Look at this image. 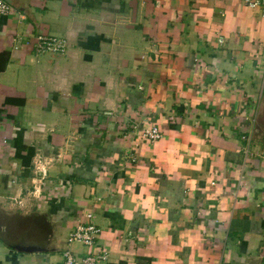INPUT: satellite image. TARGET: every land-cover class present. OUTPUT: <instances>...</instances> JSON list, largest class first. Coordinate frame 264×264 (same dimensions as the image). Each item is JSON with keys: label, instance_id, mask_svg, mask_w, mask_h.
<instances>
[{"label": "crops", "instance_id": "0c3cea01", "mask_svg": "<svg viewBox=\"0 0 264 264\" xmlns=\"http://www.w3.org/2000/svg\"><path fill=\"white\" fill-rule=\"evenodd\" d=\"M6 1L0 264H63L65 248L103 249L99 264H264L262 10ZM40 36L64 53L37 52ZM145 124L162 139L141 140ZM89 214L98 244L67 246Z\"/></svg>", "mask_w": 264, "mask_h": 264}, {"label": "built area", "instance_id": "2783aa9c", "mask_svg": "<svg viewBox=\"0 0 264 264\" xmlns=\"http://www.w3.org/2000/svg\"><path fill=\"white\" fill-rule=\"evenodd\" d=\"M245 4L253 9H261L264 17V0H244ZM10 5L6 0H0V19L6 17L10 13ZM37 52L49 54H63L66 49V43L63 39L57 37L40 36L37 38ZM163 134L158 126L145 124L140 132L141 140L154 143L162 139ZM36 169L41 171L42 175H46L47 170H42L37 164ZM22 205V203H21ZM88 223H80L73 232L70 233L66 245L70 246L73 242H80L88 248L95 247L98 244L101 229L92 222V214L87 216ZM63 264H99L108 258V253L99 249L95 254H87L85 256H77L69 248L63 251Z\"/></svg>", "mask_w": 264, "mask_h": 264}, {"label": "trees", "instance_id": "16d2710c", "mask_svg": "<svg viewBox=\"0 0 264 264\" xmlns=\"http://www.w3.org/2000/svg\"><path fill=\"white\" fill-rule=\"evenodd\" d=\"M7 64L0 66V74L5 70Z\"/></svg>", "mask_w": 264, "mask_h": 264}]
</instances>
